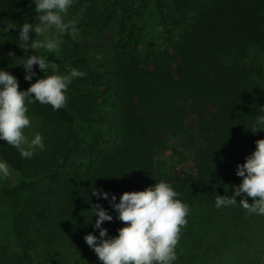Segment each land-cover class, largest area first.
<instances>
[{
  "label": "trees",
  "instance_id": "trees-1",
  "mask_svg": "<svg viewBox=\"0 0 264 264\" xmlns=\"http://www.w3.org/2000/svg\"><path fill=\"white\" fill-rule=\"evenodd\" d=\"M35 7L0 0L2 29L15 28L0 33V68L20 91L53 74L34 66L25 81L29 55L87 75L70 85L66 107L28 105L26 132L42 135L43 151L26 159L0 141L13 169L0 181V264H102L83 239L99 236L92 206L114 217L102 225L109 237L126 225L92 190L118 203L160 181L190 207L176 264H264V216L215 207L264 140L251 131L264 107V0H77L78 35L59 55L19 48Z\"/></svg>",
  "mask_w": 264,
  "mask_h": 264
},
{
  "label": "clouds",
  "instance_id": "clouds-1",
  "mask_svg": "<svg viewBox=\"0 0 264 264\" xmlns=\"http://www.w3.org/2000/svg\"><path fill=\"white\" fill-rule=\"evenodd\" d=\"M77 0H31L38 14L35 23H24L19 28L18 45L27 50L43 49L47 54L59 55L62 51L64 35L75 39L78 35V20H67L69 10ZM5 29H15L7 25ZM5 29H0L2 33ZM34 33L35 39L30 38ZM49 55H29L19 64L23 66L25 81L31 82L36 76L34 66L42 73L53 74L39 78L26 91L19 90L17 78L0 68V141L16 148L22 158L31 159L37 150L43 151L45 144L39 132L29 136L26 129L32 126L28 105L39 102L51 105L53 110L67 106V93L77 78H85L87 73L71 68L67 74H60L56 63L49 62ZM251 125V131H264V107ZM13 173L12 167L0 159V180H6ZM236 175L242 178L239 186H233V195H216L215 207L220 209L239 205L248 215L264 216V140L256 141V150L246 157V162L237 165ZM121 177V176H120ZM119 178V177H118ZM246 194V196L244 195ZM97 200L109 202L118 214L116 219L126 226L118 230V236L109 237L102 225L112 222L114 217L100 204L91 208L92 217L97 219L92 225L99 236L88 234L84 241L94 251L102 264H176L177 246L181 229L187 225L186 217L190 207L182 202L178 192L166 182H156L143 191L125 192L117 197L103 189H93ZM237 197H240L237 203ZM248 197L258 198L249 204ZM92 224V222H91Z\"/></svg>",
  "mask_w": 264,
  "mask_h": 264
},
{
  "label": "rangeland",
  "instance_id": "rangeland-1",
  "mask_svg": "<svg viewBox=\"0 0 264 264\" xmlns=\"http://www.w3.org/2000/svg\"><path fill=\"white\" fill-rule=\"evenodd\" d=\"M75 4H76V3H75ZM75 4H74V5H75ZM1 13H3L2 10H0V14H1ZM66 19H67V20L78 19V16H77V14L75 13L73 7L69 10V13H68V16L66 17ZM4 24H5V23H4L3 18L0 17V29H2V28L4 27ZM67 36H68V35H64V36L62 37V39H63V44H62V46H61L62 50L64 49V46H65L64 44H65V42H67V41H66ZM54 61H55V60H54ZM56 61H57V59H56ZM56 61H55V62H56ZM59 61H60V60H59ZM0 181H1V180H0Z\"/></svg>",
  "mask_w": 264,
  "mask_h": 264
}]
</instances>
